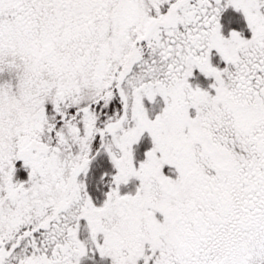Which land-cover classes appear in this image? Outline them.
<instances>
[{
	"label": "snow or ice",
	"instance_id": "6c2138e0",
	"mask_svg": "<svg viewBox=\"0 0 264 264\" xmlns=\"http://www.w3.org/2000/svg\"><path fill=\"white\" fill-rule=\"evenodd\" d=\"M0 264H264V0H0Z\"/></svg>",
	"mask_w": 264,
	"mask_h": 264
}]
</instances>
